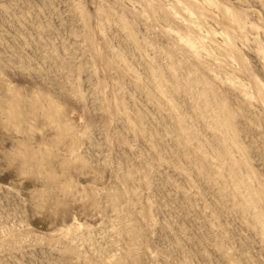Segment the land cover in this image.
Here are the masks:
<instances>
[{"label": "rangeland", "instance_id": "rangeland-1", "mask_svg": "<svg viewBox=\"0 0 264 264\" xmlns=\"http://www.w3.org/2000/svg\"><path fill=\"white\" fill-rule=\"evenodd\" d=\"M0 264H264V0H0Z\"/></svg>", "mask_w": 264, "mask_h": 264}, {"label": "bare ground", "instance_id": "bare-ground-1", "mask_svg": "<svg viewBox=\"0 0 264 264\" xmlns=\"http://www.w3.org/2000/svg\"><path fill=\"white\" fill-rule=\"evenodd\" d=\"M17 109H18V108H17ZM12 110H14V108H13ZM19 110H20V109H19ZM13 114H14V113H13ZM11 116H12V115H11ZM16 116H19V115L17 114ZM11 118H12V117H11ZM18 118H19V117H18ZM13 119H15V118H13ZM15 120H17V119H15ZM30 155H32V154H30ZM25 156H27V155H25ZM32 156H33V155H32ZM27 157H30V156L28 155ZM25 158H26V157H24V160H25ZM30 158H31V157H30ZM33 158H34V157H32L31 160H33ZM22 161H23V160H22ZM24 162H25V161H24ZM33 162H34V160H33ZM25 164H26V163H25ZM27 164H28V163H27ZM29 164H30V163H29ZM49 180H50V179H49ZM53 180H54V179H53ZM53 180H52V181H53ZM52 181H51V182H52Z\"/></svg>", "mask_w": 264, "mask_h": 264}]
</instances>
